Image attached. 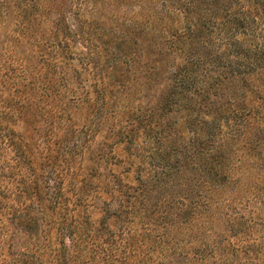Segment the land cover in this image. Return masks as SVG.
I'll return each mask as SVG.
<instances>
[{"label": "rangeland", "instance_id": "374dc122", "mask_svg": "<svg viewBox=\"0 0 264 264\" xmlns=\"http://www.w3.org/2000/svg\"><path fill=\"white\" fill-rule=\"evenodd\" d=\"M247 3L197 0L185 12L171 0L164 18L161 0H0V125L15 133L0 140V264H65L71 230L98 245L108 213L112 231L129 222L125 264H264V61L240 66L222 42L232 25L217 27ZM144 7V24L156 26L146 50ZM189 18L218 32L189 33ZM63 25L91 72L69 53L55 60ZM175 34L184 37L166 39ZM235 35L264 42L261 25ZM184 68L209 99L192 92L194 106L165 107L171 74ZM243 106L251 114L231 129L226 116ZM207 133L213 142L192 146Z\"/></svg>", "mask_w": 264, "mask_h": 264}, {"label": "trees", "instance_id": "16d2710c", "mask_svg": "<svg viewBox=\"0 0 264 264\" xmlns=\"http://www.w3.org/2000/svg\"><path fill=\"white\" fill-rule=\"evenodd\" d=\"M171 0H161V14L164 18L167 17V13H172L170 11V7L168 5V2ZM197 0H172V7L175 8L174 3L177 4L178 10L181 11H191V6H193L196 3ZM247 6L249 4L248 9L245 6H241V15H235L231 14L229 15L228 11H224V14L221 13V20L222 22L218 21L217 27L220 25H223V23H229L232 25L233 31L225 30L223 34H225L224 39H222V42L230 47L229 53L233 54L236 58L241 56L244 58L243 61L239 64L240 66L244 68H248L252 70L251 68H254L255 66H259L261 62L264 61V42L261 43H253V41L243 43L240 39L236 38L235 33L242 34L243 36H253L255 33H257V30L259 29L260 25L264 28V22L262 21L264 19V0H247ZM7 2V1H5ZM6 4V3H5ZM2 6V4H0ZM20 8V7H19ZM25 7H21L20 9L23 10ZM145 10V13L142 15V50L145 49L146 46L150 44L149 42V36L148 33L150 29H155L156 26H146L144 23H148L149 25V16L148 12L150 11L149 8H143ZM6 13H8L6 11ZM147 15V20H146ZM160 18V17H159ZM193 18H189V22L186 23L185 29L189 33H193L194 31L201 34L204 31H207L209 33L218 32L217 29H208L206 26L202 23L197 24ZM179 22V21H178ZM145 25V26H143ZM194 27H198L194 29ZM65 31H62L64 30ZM60 32L62 34L61 39L58 40V43L56 47H54V53L57 60L59 56L63 54H71L73 59L81 61V63L86 67L84 69H81L84 73L91 72L92 67L90 68L89 59L85 56L81 50H73L70 46V42H72L74 39L76 40L79 36L77 32L70 30L68 26H61ZM59 33V32H58ZM58 33L56 35H58ZM163 34V32H161ZM184 37V35H171L170 37L166 38L169 39L171 43H174L177 40V37ZM146 38V39H144ZM190 39V38H189ZM188 39V40H189ZM144 40V41H143ZM37 45V43H36ZM146 50V49H145ZM66 55H64L65 57ZM71 59V60H73ZM254 61V62H253ZM55 63V62H54ZM66 67L69 68L71 65L65 63ZM183 68V67H182ZM24 70V69H23ZM257 70V69H256ZM255 70V71H256ZM71 73H63L64 79L66 82H68L71 78H74L73 74H78L76 69H72ZM24 72H27V69L24 70ZM23 72V73H24ZM233 75L238 74H245V71H241L238 69L237 71H230ZM222 78L225 77L224 74L221 75ZM221 77L219 76L217 78L218 83L221 82ZM170 79L173 81V85L169 87V92L167 93V100L165 107L170 108L171 105L177 104L182 99L186 100V104L190 106H194L198 102L195 99L191 98L192 92L197 93L198 96H200L202 99H209L208 89L205 87H199L198 85H195L193 83V80H190L189 74L187 73V69L184 68L180 71H175L173 74H171ZM101 99H104L106 96V93L104 91L99 92ZM201 99V100H202ZM220 111V110H219ZM251 114V109H245V107H240L238 109L231 110L230 114L226 116V122L228 125H230L231 122H234L235 124L230 125L231 129H235L239 125V123H242L245 121L246 117H248ZM2 114L0 115L1 118ZM222 116L221 114L217 115L216 117H213L212 124H220V118ZM15 133L12 130L7 129L6 127H2L0 125V140H9L12 142L14 139ZM213 142V137H208V133L204 135V137L196 135L194 137L192 146L195 147L198 145V147L203 146L205 143ZM185 149H182V151ZM198 152H201L199 149H192V154H196ZM159 171H162V169H158ZM159 174L156 173V176ZM127 192V196L130 199V193ZM55 203V202H54ZM190 204L192 205V209H198L200 205L208 206L206 203L200 202L198 200H191ZM57 205V203H56ZM183 205V204H182ZM180 210V209H179ZM128 212V211H127ZM208 212H211L212 214H209L211 217H215L217 211L212 210L209 208ZM130 213V212H128ZM114 215V213L112 214ZM110 218V215H106L102 221L99 224V228L96 230L99 235H101V244L97 245L96 239L90 236V238L85 237V234L81 233V231L77 232V230L72 229L71 233L69 234L71 239L72 246L67 247V256L65 258V264H70V262H74V258H77L79 260V263H86L88 260H92L97 262V264H120V262L123 261L125 264L126 262L124 259H120V255L118 254L119 249L122 247L123 249L126 248V243L123 241V235L124 233H128L130 228L127 224L129 222L127 221L126 217L121 219V224H119L118 229L116 231H112L108 227V219ZM25 222V221H24ZM29 222V221H27ZM28 224V223H26ZM79 225V224H78ZM69 225L66 227V230H68ZM78 230L80 227H77ZM221 238V241H223V238ZM89 241V243H87ZM83 243L82 245H77L76 243ZM222 243V242H221ZM217 243H213V245H216ZM220 244V243H219ZM205 248H194L192 249L193 258L197 259L199 261L204 260L209 255V246L206 245ZM212 247V246H211ZM213 248V247H212ZM77 253V255H74V253ZM94 255L93 257H88V255Z\"/></svg>", "mask_w": 264, "mask_h": 264}]
</instances>
